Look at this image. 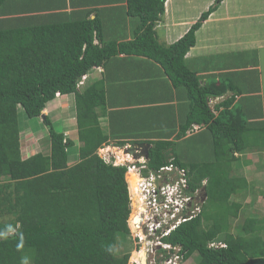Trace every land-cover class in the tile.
I'll list each match as a JSON object with an SVG mask.
<instances>
[{
	"label": "trees",
	"instance_id": "1",
	"mask_svg": "<svg viewBox=\"0 0 264 264\" xmlns=\"http://www.w3.org/2000/svg\"><path fill=\"white\" fill-rule=\"evenodd\" d=\"M10 6L0 0V264H23L25 258L33 264H128L130 252L124 247L133 239L127 166L107 162L98 149L104 143L134 142L152 144L151 168L173 157L188 169L190 188H204L203 211L166 238L182 247L185 260L197 255L195 264H264V214L246 215L234 233L233 220L244 206L232 199L254 187L236 168L249 163L242 154L264 151L259 60L231 51L213 67L199 63L207 61L204 55L187 57L218 5L171 44L162 43L157 30L166 0H127L126 13L137 20L135 38L119 43L117 33L106 34L103 24L95 25L100 19L11 18ZM120 53L145 57L170 79V92L135 100L143 115L132 120L131 130L124 128L131 122L124 118L137 109L108 111L105 87L96 82L78 86L95 66L110 69ZM58 92L74 95L79 142L65 134L73 125L60 130L50 115L43 117ZM105 113L110 129L101 124ZM37 117L49 127L50 150L24 157L22 131ZM76 147L79 159L72 164ZM128 179L133 190L132 174ZM220 236L225 246L209 245Z\"/></svg>",
	"mask_w": 264,
	"mask_h": 264
},
{
	"label": "crops",
	"instance_id": "2",
	"mask_svg": "<svg viewBox=\"0 0 264 264\" xmlns=\"http://www.w3.org/2000/svg\"><path fill=\"white\" fill-rule=\"evenodd\" d=\"M246 1L249 7L245 11L242 10V7L246 5ZM8 3L11 6L7 14H9L11 18L19 17L20 15H29L30 17H41L40 19L45 21H49L50 19L60 20L63 17L65 19H69V21H96V19H100L99 22L101 21L102 23L98 22L95 23V25L98 24V26H101L103 24L101 28L106 31V34H110L111 30L113 31L112 33H117L120 37L118 39V43L130 41L135 38L134 29L136 27L137 20L126 13L128 9L126 7L127 0H8ZM212 5H218V8L210 15L208 20L198 30L197 44L188 52V59L192 60L194 57L200 58V56H203L207 53L211 54L210 52L206 51L208 48L212 51L211 55L214 53H223L216 47L218 43L224 45L222 36H210L212 29L210 25L213 23H227V25H230L231 27H236L238 22H233V20L237 21L240 19H247V21H249L247 23L254 25L251 22L253 16L259 19V24L264 22V0H166L165 13L157 24L160 41L162 43L171 44L179 40L190 29L191 25L199 19L202 13L208 10ZM94 33L95 43H100L101 40L98 37V32L94 30ZM206 38L209 40H205ZM111 39L112 38H108L107 41H112ZM237 44L238 43H235V45ZM253 44H256V49L264 46V36H261L258 39L253 38L252 45H249V47L254 48ZM228 51L234 52V50H230L229 48ZM244 51L248 53V58L256 57L252 56V53L249 49L245 48ZM202 53L203 55H201ZM114 62L115 63L112 62L110 64V69H106V66L103 65L93 68L87 74L85 83L82 85L86 87L91 83L96 82L105 87L108 111L113 109L120 110L127 108L130 110H138L141 108V106L135 103V100H138L142 96L147 98L149 95H153L155 93L162 94L166 91L170 92V79L168 78L165 69H163V67H161L159 64V66L156 64L150 65L145 57L141 55H129L125 53H120L117 59H114ZM258 68L260 70V65ZM205 71L207 73L214 72L213 70ZM215 72L220 74L219 70H215ZM200 74L202 73L200 72ZM176 91L177 90H173L174 93H176ZM73 101V94H62V98H58L54 103H50L44 110L46 111L44 113L50 115L49 113H51V110L55 108L58 109V107L61 106H66L69 108L71 102ZM218 101L219 99L214 100L213 104L217 103ZM170 102L172 101H161L159 104L164 105ZM173 102L177 101L174 99ZM142 115L143 114L141 113V110L134 111L133 115L132 113L128 112L124 119L131 122L130 124L126 123L124 128L128 129L130 127V130L132 127L134 128L136 124L132 123V120L133 122H138ZM50 117L54 122H58L60 120V118H58L59 120H56L53 118V116ZM68 118L70 119V114ZM69 119H65L67 124H70V126L73 125V123L75 124L74 120L73 123H71ZM101 124L104 128L110 129V117L106 113L102 114ZM73 132H77V138L72 136ZM140 132L142 133L141 135L146 133L145 130L134 131V133ZM35 133L40 134L41 136L43 134H48V132ZM36 134H34V138H36ZM65 134L67 137H70L73 140H78L77 142H79L77 128H68L66 129ZM191 134L192 132L188 133V135ZM173 138L174 137H172V139ZM48 144H46V146H49L50 150V143ZM79 144L80 143H77V146ZM49 150H39L38 152L41 151L47 153ZM74 150L70 155V163L72 156L74 154L77 156L78 153V150L76 152ZM35 153H29L25 157H29ZM247 159L249 160V158ZM251 164L252 162H249L248 164L245 163L243 165L249 166ZM243 175L246 176L248 180H250L249 175L241 174V176ZM252 182L253 181H250V183Z\"/></svg>",
	"mask_w": 264,
	"mask_h": 264
},
{
	"label": "built area",
	"instance_id": "3",
	"mask_svg": "<svg viewBox=\"0 0 264 264\" xmlns=\"http://www.w3.org/2000/svg\"><path fill=\"white\" fill-rule=\"evenodd\" d=\"M105 148L107 152H104ZM111 149H115L114 154H110ZM120 149L104 145L99 148V155L115 165L126 164L127 179L131 173L138 178L135 191L129 182L132 206L130 228L136 251L141 253L146 250V262L138 258L133 259L131 264H185L183 254L180 253L182 247L164 238L202 211V189L190 188L188 169L176 164L174 158H171L170 163L153 169L145 157L134 158L126 153L129 157L120 160L116 153ZM211 245L225 244L223 241H214ZM172 248H175V253L171 251Z\"/></svg>",
	"mask_w": 264,
	"mask_h": 264
},
{
	"label": "rangeland",
	"instance_id": "4",
	"mask_svg": "<svg viewBox=\"0 0 264 264\" xmlns=\"http://www.w3.org/2000/svg\"><path fill=\"white\" fill-rule=\"evenodd\" d=\"M248 7L249 5L246 1V5L242 7V10L246 11ZM242 21H245V22H242ZM233 22H238L236 27H231L230 25H227V23H220V24L213 23L210 25L212 27L211 32H210L211 34L209 33L210 36L211 37H213V35L214 37L222 36L223 38L224 45H221L220 43L216 45V47L223 53L222 54L214 53V56H213L211 55L212 54L211 49L208 48L206 49V51L210 52L211 54L207 53L204 55L207 57V61L201 60L199 63L202 64V63L207 62L206 65L208 64L209 66L213 65V67H216L220 65L221 63H223L224 60L226 59L227 55L230 52L228 51V48L230 50H234L237 53L244 51L245 48L249 49L252 53V56H256L257 58H259V65H260V71H261V93H262V99H263V104H264V46L256 49V44H253L254 48L249 47V45H252L253 38L258 39L259 37L264 36V22H261L259 24V19L255 18L254 16L252 17V20H251V22L254 25L247 23L249 22L247 21V19L246 20L240 19L237 21L233 20ZM205 40H209V39L206 38ZM235 43H238V44L235 45ZM201 55H203V53ZM58 98L61 99L62 95H59ZM49 114L50 116H53V118L56 120H59L58 118H60L57 125H55V127L60 130H64V128H67L70 126V124H67L65 120V119H69L68 117L70 114L69 121L73 123V120H74L75 124L73 123L72 127L76 128V120H75L76 108H75L74 101L71 102V105L69 106V108L66 106H61V107H58V109L55 108L51 110V113ZM31 120L33 121L32 125L29 122V125L26 126V128H24L22 131V148L24 151V157L27 156L29 153H35V152H38L39 150H46V151L49 150V146H46V144L49 143L48 134H43L41 136L40 134L35 133V132L46 133L49 127L44 123V121L41 118L37 117V118H32ZM33 133L36 134V138H34ZM72 136L77 138V132H73ZM113 150L111 149L110 154L115 153V151ZM122 150L124 149L122 148L121 151ZM76 151L77 149H75V152ZM121 151L120 150L116 151V153L119 154L120 157L124 156V154L123 155L121 154ZM104 152H107L106 148ZM241 157L249 158L248 162H252V164L249 166H246L240 162L239 164L236 165V168L240 171L241 174L249 175L250 180H247V181L248 182L253 181L252 184L251 183L250 184L253 185L254 187H252L253 190L251 189L248 192L243 191L241 194H237L232 197L233 200L242 202L244 206L243 210L240 213L239 218L233 220V227H234L233 232L234 233H235V228H236L235 225L238 223L242 224L246 215L262 217V215L264 214L263 212L264 211V197H262L263 196L262 187H264V151H255L252 153L244 152L243 156ZM76 159L77 161L79 159L78 153H77V156L76 154L72 156L71 163H74ZM259 201H263L262 203L263 205L260 204V206H258L256 203H259ZM129 222L131 225L132 224L131 218L129 219ZM219 240H223V236H220ZM136 248L137 246L132 240H129L128 243L125 244L124 252L125 251L131 252L130 260L128 264H131L133 257L136 254H138V251H136ZM145 256H146V251L142 253V257L146 258ZM192 259L191 261L186 260V264H195L196 262H198L199 257L197 255H194ZM27 260H28V264H33L32 261H30L29 259Z\"/></svg>",
	"mask_w": 264,
	"mask_h": 264
},
{
	"label": "clouds",
	"instance_id": "5",
	"mask_svg": "<svg viewBox=\"0 0 264 264\" xmlns=\"http://www.w3.org/2000/svg\"><path fill=\"white\" fill-rule=\"evenodd\" d=\"M100 66H101V65H100ZM95 67H97V66H95ZM95 67H94V68H95ZM92 69H93V68H92ZM92 69H91V70H92ZM91 70H89L86 74H83V75L81 76V78H80L79 81H78V86H79V87H82V85L85 83V79L87 78V74H88ZM59 95H62V94H61L60 92H58V93H57V97H59ZM44 110H45V109H44ZM44 110H43V117L46 115V114L44 113ZM195 128L197 129V128H199V126H198V125H195ZM130 144H131V143H130ZM130 144H127V145H125V146H117V145H115L114 143H110V144L104 143L101 147H103L104 145L111 146V147H113V146H117V147H119V148H121V149L123 148L124 150H122V151L124 152V151H125V148H126L127 146H129ZM101 147H100V148H101ZM121 149H120V151H121ZM126 153H127V152H125V154H126ZM98 154H99V149H98ZM129 154H130V153H129ZM131 155H132V154H131ZM118 156H119V155H118ZM133 157H134V156H133ZM141 157H145V156H141ZM113 158H115V157H113ZM134 158H135V157H134ZM138 158H139V157H138ZM145 158H146V157H145ZM172 158H173V157H172ZM146 159L149 161L150 158H146ZM170 162H171V158H170V160H169L168 163H170ZM112 163H113V162H112ZM147 163H148V162H147ZM168 163H167V164H168ZM119 165H120V164H119ZM123 165H126V164H123ZM148 165H149V163H148ZM165 165H166V164H165ZM126 166H127V165H126ZM149 167H150V166H149ZM127 171H128V166H127ZM126 179H127V172H126ZM127 182H128V188H129V181H128V179H127ZM206 182H207V180H205V181L203 182V184H206ZM201 189H202L203 198H204V202H205L207 196H206V194L204 193V192H205V191H204V188L201 187ZM129 196H130V188H129ZM203 204H204V203H203ZM130 205H131V198H130ZM131 209H132V206H131ZM202 211H203V209H202ZM202 211H201V212H202ZM201 212H200V213H201ZM200 213H199V214H200ZM199 214H198V215H199ZM130 215H131V212H130ZM198 215H197V216H198ZM197 216H196V217H197ZM129 218H130V216H129ZM194 218H195V217H194ZM194 218H193V219H194ZM188 221H190V220H188ZM184 223H185V222H184ZM129 227H130V224H129ZM130 229H131V228H130ZM171 234H172V233H171ZM171 234H170V235H171ZM170 235H168V236H166V237L164 238L165 241H167L166 238L169 237ZM214 241H223V240H213V241H211V242L209 243V245L212 246L211 243L214 242ZM223 243L225 244L224 241H223ZM225 245H226V244H225ZM225 245H221V246H225ZM176 246H178V245H176ZM171 251H172L173 253H175L176 250H175V248H172ZM130 255H131V252H130ZM140 259H141V258H140ZM23 264H28V260H27V258L24 259ZM185 264H186V260H185Z\"/></svg>",
	"mask_w": 264,
	"mask_h": 264
},
{
	"label": "water",
	"instance_id": "6",
	"mask_svg": "<svg viewBox=\"0 0 264 264\" xmlns=\"http://www.w3.org/2000/svg\"><path fill=\"white\" fill-rule=\"evenodd\" d=\"M152 144L149 142H134L125 148V152L132 154L135 158L145 156L150 158V148ZM146 257V256H145ZM143 263L146 261L141 257Z\"/></svg>",
	"mask_w": 264,
	"mask_h": 264
},
{
	"label": "bare ground",
	"instance_id": "7",
	"mask_svg": "<svg viewBox=\"0 0 264 264\" xmlns=\"http://www.w3.org/2000/svg\"><path fill=\"white\" fill-rule=\"evenodd\" d=\"M121 154L123 155L124 154V156H122V157H120V160H126L129 156L127 155V154H125L123 151H121ZM119 155V154H118ZM132 174V176H133V179H134V181H135V184H134V188H133V191H135V189H136V187H137V185H138V178H137V176L134 174V173H131ZM144 251H146L145 249L140 253V252H138V254H136L134 257H133V259H138V258H141L142 257V253L144 252ZM144 260L146 261V258H144Z\"/></svg>",
	"mask_w": 264,
	"mask_h": 264
}]
</instances>
